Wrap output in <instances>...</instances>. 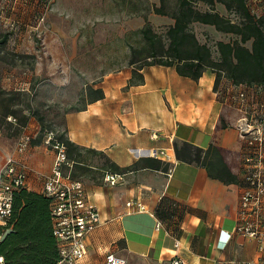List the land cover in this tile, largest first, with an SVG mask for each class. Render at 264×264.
I'll use <instances>...</instances> for the list:
<instances>
[{
    "label": "crops",
    "instance_id": "crops-1",
    "mask_svg": "<svg viewBox=\"0 0 264 264\" xmlns=\"http://www.w3.org/2000/svg\"><path fill=\"white\" fill-rule=\"evenodd\" d=\"M159 4L160 0H53L47 13L58 49L36 54L30 71L49 76L45 100L62 98L65 75L103 92L95 100L85 90L74 94L68 102L79 100L80 106L64 113L62 131L74 143L105 153L119 167L137 164L117 171L103 158L86 161L88 170L80 174L81 180L101 223L86 236L83 262L103 264L105 254L114 252L127 264H166L175 255L186 264H249L256 257V241L234 231L244 187L245 140L236 128L241 113L228 102L231 92L248 85L235 86L222 78L216 89L210 70L193 79L161 64L136 68L141 80L131 81L130 49L143 43L145 21L153 28L173 23L170 16L152 10ZM24 10L16 8L13 14L29 20L31 10ZM46 37L50 41V35ZM61 100L67 103V98ZM221 113L225 126L216 130ZM175 140L232 151L223 155L237 181L224 182L210 176L203 165L177 159ZM16 141L7 147L0 137V166L5 155L14 152ZM153 148L163 149L169 158L150 156ZM17 155L30 167L27 188L40 192L43 175L51 170L52 151L30 142ZM146 158L166 168L147 166ZM107 172L121 178L110 184L104 180ZM127 201H138L144 209L128 206Z\"/></svg>",
    "mask_w": 264,
    "mask_h": 264
},
{
    "label": "trees",
    "instance_id": "trees-1",
    "mask_svg": "<svg viewBox=\"0 0 264 264\" xmlns=\"http://www.w3.org/2000/svg\"><path fill=\"white\" fill-rule=\"evenodd\" d=\"M193 1L195 0H178L173 9L166 8L164 0H160L158 6L153 5L155 13L170 16L173 23L160 33L154 30L149 21H145L141 29L143 43L137 47L131 46L130 49L128 63L134 66L131 81L141 80L142 74L137 69L144 65L161 64L174 66L180 75L193 79H198L204 71L210 70L215 74L214 88L222 78L228 79L235 86L243 84L264 87V16L253 14L246 0H198L206 6L203 10L195 7ZM216 3L222 4L226 11L235 13L237 20L221 14L215 8ZM193 22L211 25L217 31L231 34L232 37L228 40H215L213 49L198 40L190 26ZM7 92L9 91L0 88V95ZM89 93L92 95L91 100L103 95L98 87H90ZM8 115L18 116L14 110L4 105L0 112V127L6 122L11 124V121H6ZM26 120L25 114L17 117L13 136L19 133ZM223 126L225 122L221 113L215 129ZM57 138L66 146L67 157L73 168L70 170L72 177L77 178L79 175L76 170H88L84 152L100 154L104 163L117 171L128 170L137 165L119 167L105 153L74 143L63 131ZM173 147L177 159L203 165L210 176L224 182L237 181L231 163L223 155L233 154L232 151L215 144L204 149L184 140H175ZM144 163L154 168H166V165L152 162L151 158L144 159ZM5 228H9V231L0 240L3 264H57L59 247L52 231L50 198L42 192L26 187L16 190L12 214L7 223L0 227V232Z\"/></svg>",
    "mask_w": 264,
    "mask_h": 264
},
{
    "label": "built area",
    "instance_id": "built-area-1",
    "mask_svg": "<svg viewBox=\"0 0 264 264\" xmlns=\"http://www.w3.org/2000/svg\"><path fill=\"white\" fill-rule=\"evenodd\" d=\"M16 8L21 12L30 9V19L25 20L13 14ZM50 9L51 0H0L1 20L7 21L12 29L23 24L39 35L46 31V16ZM246 87L239 88L228 96L231 106L241 113L236 128L245 140L241 158L244 187L239 197V219L234 231L256 241V257L249 264H264V87ZM30 140L29 133H20L14 152L5 155L0 166V227L7 223L12 214L14 192L22 187L27 188L30 167L17 154L26 150ZM44 143L52 151L53 160L50 172L43 175L40 192L50 198L52 231L59 247L57 264H84L85 239L89 232L100 225V213L88 200L82 180L64 171L65 167L71 166L65 144L52 130L46 131ZM149 155L163 157L165 160L169 158L163 149H150ZM120 178L119 173L107 172L104 175V180L110 184ZM134 204L138 210L144 209V205L138 201L126 202L128 206ZM8 231L9 228H5L0 232V240ZM176 244L175 241L174 245ZM103 264H127V260L114 252H107ZM166 264L186 262L175 255Z\"/></svg>",
    "mask_w": 264,
    "mask_h": 264
},
{
    "label": "rangeland",
    "instance_id": "rangeland-1",
    "mask_svg": "<svg viewBox=\"0 0 264 264\" xmlns=\"http://www.w3.org/2000/svg\"><path fill=\"white\" fill-rule=\"evenodd\" d=\"M178 0H164L165 7L173 9L176 7ZM249 9L256 16H264V0H246ZM53 0H51L52 8ZM193 5L201 10L206 6L198 0L193 1ZM215 8L221 14L237 20V16L233 12H228L220 3L215 4ZM25 15V14H23ZM26 18V17H23ZM47 18V16H46ZM164 23H159L154 27V30L162 33L165 30ZM191 28L195 32L200 42H205L214 49V41L217 39L228 40L232 37L231 34L217 31L213 26L202 24L200 22L191 23ZM49 34L51 39L47 40L46 35ZM58 40L56 35L51 32L50 25L46 24V31L40 35L23 24H18L15 29H12L7 21L0 18V88L7 93L0 95V112L4 105L14 110L20 117L23 114L27 115V120L24 126L21 127L19 133L13 136L16 128L17 117L15 115H8L6 121H11V124L4 123L0 127V137L3 138L7 147H11L16 141L21 132L27 131L31 135V140L38 141L37 143H44V133L52 130L56 137L62 132V118L65 112L76 109L80 106V101L69 103L74 94H80L89 91L88 84L82 87V81L79 78L76 80L70 79L69 75H65L64 86L60 89L62 98L45 100L48 75H34L30 71L34 68L35 55L43 53L46 50H57ZM249 46V43L247 44ZM29 72L28 74H26ZM14 77L18 81H14ZM52 76H50L51 79ZM82 87V88H81ZM18 91V92H17ZM18 94H15V93ZM79 99L81 96H78ZM67 98V103L62 104L61 99ZM264 99V97H263ZM28 127V128H27ZM48 147V146H47ZM49 148V147H48ZM84 152L85 161L89 158L102 161L100 155H91ZM72 166L65 167L64 171L70 172ZM79 174L78 179L81 180V170H76ZM90 173L88 172V175Z\"/></svg>",
    "mask_w": 264,
    "mask_h": 264
}]
</instances>
